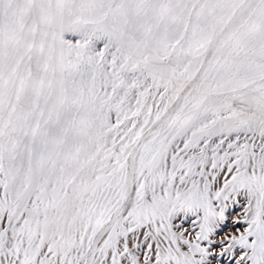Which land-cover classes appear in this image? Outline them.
<instances>
[{
	"label": "snow or ice",
	"instance_id": "snow-or-ice-1",
	"mask_svg": "<svg viewBox=\"0 0 264 264\" xmlns=\"http://www.w3.org/2000/svg\"><path fill=\"white\" fill-rule=\"evenodd\" d=\"M225 257L264 264V0H0V264Z\"/></svg>",
	"mask_w": 264,
	"mask_h": 264
},
{
	"label": "rangeland",
	"instance_id": "rangeland-1",
	"mask_svg": "<svg viewBox=\"0 0 264 264\" xmlns=\"http://www.w3.org/2000/svg\"><path fill=\"white\" fill-rule=\"evenodd\" d=\"M239 214H240V209L237 208V209H236V212L234 213V216L239 215ZM237 227L240 228V230H243L244 225L241 224V225H238ZM229 231H235V229L230 227V228H229ZM237 251L239 252V250H237ZM223 264H229V258H228V257H225V258H224V260H223Z\"/></svg>",
	"mask_w": 264,
	"mask_h": 264
}]
</instances>
